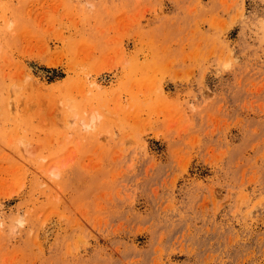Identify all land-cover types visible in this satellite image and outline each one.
Returning a JSON list of instances; mask_svg holds the SVG:
<instances>
[{"label":"rangeland","instance_id":"obj_1","mask_svg":"<svg viewBox=\"0 0 264 264\" xmlns=\"http://www.w3.org/2000/svg\"><path fill=\"white\" fill-rule=\"evenodd\" d=\"M0 264H264V0H0Z\"/></svg>","mask_w":264,"mask_h":264}]
</instances>
